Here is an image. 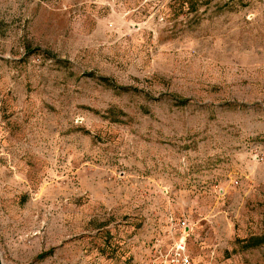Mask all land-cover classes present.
<instances>
[{"label": "rangeland", "instance_id": "374dc122", "mask_svg": "<svg viewBox=\"0 0 264 264\" xmlns=\"http://www.w3.org/2000/svg\"><path fill=\"white\" fill-rule=\"evenodd\" d=\"M181 232L264 264V0H0L4 263L149 264Z\"/></svg>", "mask_w": 264, "mask_h": 264}, {"label": "built area", "instance_id": "2783aa9c", "mask_svg": "<svg viewBox=\"0 0 264 264\" xmlns=\"http://www.w3.org/2000/svg\"><path fill=\"white\" fill-rule=\"evenodd\" d=\"M174 228L186 230V223H171ZM158 247H161L159 245ZM155 257L150 260L149 264H195L188 253L186 233L181 232V236L176 239L171 248L163 251L162 248L157 250Z\"/></svg>", "mask_w": 264, "mask_h": 264}, {"label": "trees", "instance_id": "16d2710c", "mask_svg": "<svg viewBox=\"0 0 264 264\" xmlns=\"http://www.w3.org/2000/svg\"><path fill=\"white\" fill-rule=\"evenodd\" d=\"M264 242V238H253L247 244L249 247L258 246Z\"/></svg>", "mask_w": 264, "mask_h": 264}, {"label": "water", "instance_id": "95a60500", "mask_svg": "<svg viewBox=\"0 0 264 264\" xmlns=\"http://www.w3.org/2000/svg\"><path fill=\"white\" fill-rule=\"evenodd\" d=\"M0 264H5L4 261H3V259H2L1 254H0Z\"/></svg>", "mask_w": 264, "mask_h": 264}, {"label": "crops", "instance_id": "0c3cea01", "mask_svg": "<svg viewBox=\"0 0 264 264\" xmlns=\"http://www.w3.org/2000/svg\"><path fill=\"white\" fill-rule=\"evenodd\" d=\"M181 236V235H180ZM189 235H188V233H187V237H188ZM192 260H193V258H192ZM194 261V260H193ZM195 263V262H194ZM196 264V263H195Z\"/></svg>", "mask_w": 264, "mask_h": 264}]
</instances>
